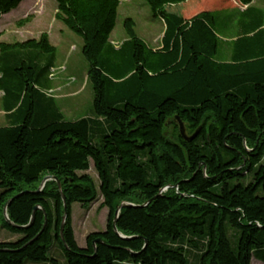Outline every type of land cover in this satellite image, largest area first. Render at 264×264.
Instances as JSON below:
<instances>
[{
  "label": "trees",
  "instance_id": "obj_1",
  "mask_svg": "<svg viewBox=\"0 0 264 264\" xmlns=\"http://www.w3.org/2000/svg\"><path fill=\"white\" fill-rule=\"evenodd\" d=\"M21 1L0 0V17ZM120 1L55 0V19L82 39L90 116L64 118L49 92L55 46L47 33L0 42V227L17 235L0 240V264H59L54 249L64 264L264 262V10L235 0L225 35L217 12L228 6L185 17L196 0H145L164 24L152 47L130 17L124 38L110 40ZM47 175L66 201L63 240L56 180L37 191ZM98 194L106 226L80 247L71 205L87 207ZM9 199L16 225L39 206L30 226L4 220ZM122 201L134 205L116 219L124 237L112 228Z\"/></svg>",
  "mask_w": 264,
  "mask_h": 264
},
{
  "label": "rangeland",
  "instance_id": "obj_2",
  "mask_svg": "<svg viewBox=\"0 0 264 264\" xmlns=\"http://www.w3.org/2000/svg\"><path fill=\"white\" fill-rule=\"evenodd\" d=\"M33 0H26V13L24 8L5 14L1 20L0 42L24 41L29 38H38L43 32L52 37L51 44L55 46V58L51 71V86L49 91L56 97L60 110L64 118L72 120L92 114V87L86 79V61L81 54L82 39L78 34L69 30L62 22L54 17L56 10L55 0H42L36 6L32 5ZM255 5L261 6L264 10V0H255ZM228 6L224 10H218L220 17L221 32L227 35L223 26L224 22L231 15L237 6L235 0H196L182 10L185 17L190 16L195 10L201 8H220ZM231 6V7H229ZM30 15L28 22L19 25L18 20ZM130 17L134 21V30L148 45L156 47L159 44L163 32L164 24L159 16L152 13L149 5L145 0H122L120 1L117 11L114 28L110 34V40L115 44L124 38L122 21ZM7 23H3V22ZM3 23V24H2ZM117 41V42H115ZM0 90V105H1ZM0 106V125L4 124V117ZM94 179L96 187L98 186L97 175L93 169L92 163L88 170ZM102 199L98 194L97 198L87 207H82L79 203L74 202L71 205L73 217V229L79 244L85 245V237L88 232L103 230L107 221V208L100 207ZM17 235L7 232L0 227V240H13ZM53 251V250H52ZM59 261L64 264L61 253L54 249L53 251ZM258 259L253 255L251 264H256ZM26 264V263H25ZM115 264H132L129 262Z\"/></svg>",
  "mask_w": 264,
  "mask_h": 264
},
{
  "label": "water",
  "instance_id": "obj_3",
  "mask_svg": "<svg viewBox=\"0 0 264 264\" xmlns=\"http://www.w3.org/2000/svg\"><path fill=\"white\" fill-rule=\"evenodd\" d=\"M178 125H179V133L181 135L182 138L186 139V140H190L193 136H188L186 133H185V129H184V126H183V123L181 121H178ZM49 179H54L56 180V183H57V188H58V191L60 192L61 194V198H62V201H63V207H64V213L62 215V220H61V224H60V236H61V239L63 240L62 238V230H63V227H64V222H65V218H66V201H65V198H64V195L61 193V187H60V182L56 179V177L54 176H51V175H47L45 176L42 181H41V184L38 188L37 191H40L42 189V187L44 186V183L49 180ZM11 199L7 200L5 205L3 206V209H2V213H3V217H4V220L8 223V225L12 226V227H15V228H27L28 226H30L32 224V221H33V218H34V212L35 210H37L39 208L38 205H35L33 207V211H32V214H31V217H30V220L28 222V224L26 225H16L14 224L9 218H8V215H7V212H6V209H7V206L9 204ZM148 202V201H147ZM147 202L143 203L142 205L140 206H144ZM128 206H134L132 203L130 202H127V201H122L118 207L116 208L115 210V217L112 221V228L113 230L121 237H124L123 235H121L120 233L117 232L116 230V219H117V216H118V213L120 211L121 208L123 207H128ZM44 225H45V221H44V224H43V227L42 229L44 228ZM127 238V237H125ZM101 240L98 238L96 239L94 242H92V245L94 247V250H95V244L96 242H100ZM146 244V243H145ZM64 246L66 247V244H64Z\"/></svg>",
  "mask_w": 264,
  "mask_h": 264
},
{
  "label": "crops",
  "instance_id": "obj_4",
  "mask_svg": "<svg viewBox=\"0 0 264 264\" xmlns=\"http://www.w3.org/2000/svg\"><path fill=\"white\" fill-rule=\"evenodd\" d=\"M41 2H42V0H33V1H32V5H33L32 8H34V5L38 6ZM252 5L256 6V5H255V0L252 1ZM21 7L24 8V10H25L23 13H26V0H22L16 8L12 9V10L9 11L8 13L10 14V12H12V11L14 12V11H16L17 9L19 10V8H21ZM258 7L261 8V6H258ZM8 13H5V14H8ZM5 14L1 15V17H0V25H1V20H2V18H3V16H4ZM2 22H3V21H2ZM7 22H8V21H7ZM7 22L4 21L3 23H7ZM3 23H2V24H3ZM0 33H1V30H0ZM48 33H49V32H47V34H48ZM49 35H50V33H49ZM0 36H2V34H0ZM51 40H52V37H49V41H50V42H51ZM115 42H117V41H115ZM51 43H52V42H51ZM52 45H53V44H52ZM51 89H52V86H51ZM57 102H58V101H57ZM0 106H2V105H0ZM1 111H2V113H3V117H4V111H3L2 108H1ZM4 123H5V121H4ZM71 221H72V228H73V217H72V213H71ZM73 232H74V229H73ZM88 233H89V232H88ZM74 237H75V240H76V242H77V237H76V235H75V232H74ZM77 244H78V246H80V247L84 246V245H82V244H79L78 242H77ZM28 264H30V263H28ZM31 264H33V263H31ZM256 264H264V262L258 260Z\"/></svg>",
  "mask_w": 264,
  "mask_h": 264
}]
</instances>
